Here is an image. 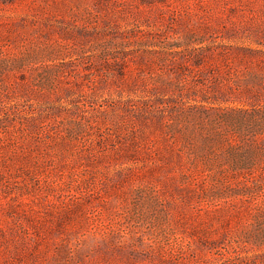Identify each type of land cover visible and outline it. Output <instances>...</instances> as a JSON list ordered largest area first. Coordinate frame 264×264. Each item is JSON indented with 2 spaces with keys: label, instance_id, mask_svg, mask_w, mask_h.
I'll return each mask as SVG.
<instances>
[{
  "label": "rangeland",
  "instance_id": "rangeland-1",
  "mask_svg": "<svg viewBox=\"0 0 264 264\" xmlns=\"http://www.w3.org/2000/svg\"><path fill=\"white\" fill-rule=\"evenodd\" d=\"M0 264H264V0H0Z\"/></svg>",
  "mask_w": 264,
  "mask_h": 264
}]
</instances>
